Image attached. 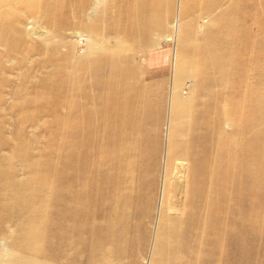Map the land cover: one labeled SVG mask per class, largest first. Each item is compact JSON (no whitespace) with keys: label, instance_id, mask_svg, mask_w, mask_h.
I'll list each match as a JSON object with an SVG mask.
<instances>
[{"label":"rangeland","instance_id":"rangeland-1","mask_svg":"<svg viewBox=\"0 0 264 264\" xmlns=\"http://www.w3.org/2000/svg\"><path fill=\"white\" fill-rule=\"evenodd\" d=\"M79 1L0 0V31L5 30L4 34L0 32V58L3 60L0 66V78L3 77L7 80L0 87V166L10 163L7 157L9 155L13 156L10 163L12 165L11 172L6 179L0 180V189L7 183H11V181L14 184L24 183L25 181L30 182L31 180H27L30 173L36 174L42 170L44 171L41 166L48 163L47 169L44 171L45 178L34 184L36 186L32 189L33 194L37 195L34 194L36 205L31 203L28 205L30 207L26 209L32 193L29 190L22 191L23 188H14L9 204L2 189L0 190V259L3 264H12L14 261L19 262L18 257L24 259L23 263L25 264H104L106 258H108L107 264H116L117 262V258L114 257L116 254H111V258H109L105 253L111 249L109 243L103 245V250L91 246L92 240L89 241L88 235L93 232V223L90 219H84L80 215L74 216L72 213L73 201L78 199L80 191H83L89 198V193L103 184V177L106 172L104 167L99 170H89L85 175L86 179L75 184V190L71 194L58 198V193L62 188L72 185L76 177L82 176V172L76 166L69 167L63 163H58L59 154L61 152L74 153V151H78L81 148L79 144L81 142L70 145L61 143L60 140L57 141L54 138L51 129L56 117L49 115L42 117L35 114L36 109L43 105L44 101L26 103L13 98L12 93L16 88H20L22 91H27L29 88L26 86L24 89V85L20 86V81L27 79L37 81V79L51 71V69L47 70L45 67L52 68L56 66L62 57L67 56L70 60L77 61L92 53L95 55L94 57L113 55L111 51H114V47L103 49L98 44L96 46L92 38L93 36H99L103 38L101 39L102 43L110 41L113 44L114 40L110 38L111 35L108 36L106 33L113 23L125 27L123 30V32L126 31L125 35L117 32L115 37L119 39V43L127 46L132 45L133 39L136 37L134 35V38H132V33L127 31L131 24L139 31L144 32L149 29L148 36L145 34L147 39H144V37L141 40L137 39L142 47L136 50L131 61L147 75L144 80L152 87L151 96H153V99L159 100L161 97L163 113L160 127L156 128L153 125L145 132L148 141L145 143L137 141V144L132 145V148L133 151L135 150L146 156V164H138L136 167L141 169L142 172H147V164L148 167L155 166L154 171H151V177L156 175V178L150 183L151 189L147 194L145 187L135 182L134 185L129 182L122 184L121 189H125L124 193L120 190L119 194L118 188L109 192L110 202L102 210L105 218L99 220V227H102L104 232L99 233L97 238L106 240L112 235L113 232L110 226L113 222V214L117 213L119 208L118 199L127 200L128 203L135 205L138 204V200L143 202L144 199L154 198V207L150 208L153 216L140 219L137 215H127L125 221H128L129 225L133 224L136 231L131 230L129 231L133 233L131 236L129 233L128 235L124 234L125 237L121 238V245L128 247L125 257L127 264H153L155 262V259H153L155 233H159L156 231L155 225L164 221V225L159 228L161 231L172 227L174 224L172 220H164L161 217L166 214L167 217L171 215L176 218L180 216V213L186 207V203L181 200L172 206L162 207L163 209L158 213V219L154 221V216L157 215V205L163 195L169 196L171 191L175 195V190L171 189V185L173 188L176 186V184L174 185L175 181L172 182L162 176L164 174V157L167 145L175 143L180 146L175 152L180 161L175 168L176 172H179V170L185 171L187 167V164L183 163L185 147L178 141H183L182 138H188L190 135L186 131H179L175 133V138H172V136L167 138V122L171 116L170 108L174 92L177 90L179 95L185 100H189L192 106L195 105L198 97L196 94L198 86H203L202 82L197 80L201 68L196 67L194 69L191 65L197 54L193 42L205 36L206 33L222 29L231 34V37L239 35V32L250 33L252 34L251 39L254 38V42L259 43L260 33L258 29L260 27L264 29V0H99L96 5L97 0L85 1L84 5H80ZM150 3L153 5L150 6ZM93 8H95V12L92 11ZM147 8L155 9V11L153 13L149 12L148 16L143 15V10ZM80 9L85 11V17L79 14L78 10ZM249 11H254L255 16H250ZM223 14L234 18L238 17L233 26L220 24L219 18ZM181 27H185V29H181ZM173 28L178 32V38L184 41L182 45H178L176 38L168 37ZM30 30L35 31L37 35L30 34ZM262 33L264 34V32ZM79 34H87L88 37H78ZM30 44L33 46H30ZM256 48H259L258 44ZM123 50H126V48H122L121 51L123 52ZM236 52L234 58L236 60L241 59L242 53ZM201 53L199 52L200 55ZM174 57L177 60L176 69L172 63ZM250 60H254L252 52L247 61L250 63ZM241 63L243 62L241 61ZM245 63H243L242 68L247 67ZM254 75L253 70H242L239 77L229 80V84L234 87L232 90L235 89L233 93L236 92V89L238 90L235 95L232 93L233 97L240 95V98H244L243 94L245 93L241 87L246 85L244 83L246 80L251 79L253 81ZM223 76V74H216L218 78ZM54 78H62L57 82H65L62 74L54 76ZM66 83V86H63L64 90L70 88L72 84L67 81ZM36 88H38V85L34 87V89ZM245 91L248 92V90ZM261 91L264 92L263 85ZM216 93L215 90L212 96H218ZM91 94L96 99H99V95H101L95 88L91 90ZM229 96L232 95L229 94ZM210 97V95H206L198 98L207 104L211 102ZM104 98L107 102L108 98ZM63 100L64 102H72L71 105L57 110L58 118L61 117L62 121L66 122L69 116V127H66L69 130L66 131V135L74 136L78 132L82 133L88 129V126L91 127L94 134H98L99 123L104 119V117L100 118L101 112L97 113L90 109L92 117H89L88 122L84 125L81 116L73 113L79 110L81 102L78 98L71 96L66 98V95L65 97L58 95L55 98L52 96L50 104H54L55 101L57 104H61ZM15 103H18V108L11 110ZM92 106L100 108V104H92ZM85 115L84 112V118ZM70 116L73 117L70 118ZM109 116L113 121L114 115L108 113ZM183 121L192 124L194 116L184 114ZM228 123L230 124L229 120ZM18 126H21L22 131L18 132ZM151 126L150 124L149 127ZM232 130L233 127L230 125L227 131ZM54 131L57 132L56 129ZM151 134L153 135L151 136ZM19 137L27 141L30 140V145L21 147ZM249 137L251 139L255 138V133H252ZM259 137H261L264 145V130L259 133ZM166 138L171 141L176 140L178 143L167 144ZM153 144L160 146L157 154L153 153ZM87 147L93 149L98 148V145L94 142L87 143ZM256 149L257 147L254 146L252 152ZM167 152L171 153V150ZM30 154L35 157V160L26 159ZM256 161L258 164L264 165V157ZM140 174L141 171L136 174L138 179H140ZM93 181H96V184H93ZM37 190H41V192L37 194ZM40 194L46 197V199L43 198L45 204H43ZM182 196L185 199V195L182 194ZM208 196L206 192L202 194V197ZM255 200L254 209L258 213L255 223H253L254 221H244L247 226L243 231V245H241V257L243 258L233 255L235 252L234 245L228 243L227 238H225L223 245L228 255V261L227 258L223 259V263L264 264V197L257 196ZM143 203L145 204L146 201ZM197 203L200 204V202ZM93 210L98 211V206L95 205ZM8 213L13 216L14 222L6 219ZM141 233L145 235L143 242L140 240ZM76 235L78 237L74 240ZM181 237L182 234L179 232L177 234L178 242L176 239H170V243L178 245L179 249ZM4 250H6L5 254H3ZM199 250L197 251L198 256H204L207 253L206 249ZM13 254L16 255L11 256ZM185 256L181 254V259L177 260L178 262L167 264H184L183 257ZM201 262L196 260L192 263L201 264ZM158 263L166 264L165 262Z\"/></svg>","mask_w":264,"mask_h":264},{"label":"bare ground","instance_id":"bare-ground-1","mask_svg":"<svg viewBox=\"0 0 264 264\" xmlns=\"http://www.w3.org/2000/svg\"><path fill=\"white\" fill-rule=\"evenodd\" d=\"M85 1L88 0H80V5H84ZM98 3L99 0L95 2V5ZM151 3L150 6L153 5ZM94 10L95 8L92 9L93 12H95ZM78 11L82 17H85L84 10ZM154 11L155 9H144L143 15ZM249 15L254 17L255 12L249 11ZM237 18L223 14L220 16L219 22L224 26H233ZM185 27H181V29H185ZM124 28L121 24L113 23L109 28L110 30L106 31L108 36L111 35L110 38L114 40L113 44L110 41L102 43L101 39L103 38L99 36L92 37L96 46L98 44L103 49L114 47V51H111L113 55L94 57L95 55L92 53L77 61H72L67 56L62 57L56 66L45 67L51 71L37 81H32V79L20 81L19 84H21L20 86L24 85V89L26 86L29 87L27 91L16 88L12 93V97L18 99L19 102L39 103L44 101V104L36 109L35 114L42 117L45 115L56 117L51 130L57 141L60 140L61 143L70 145L81 142L79 143L81 148L78 151L59 154L58 163H63L69 167L76 166L82 172V176L76 177L72 185L62 188L58 193V198L71 194L75 190V184L86 179L85 175L89 170H99L104 167L106 172L104 173L103 184L90 192L89 198L83 191H80L78 199L73 201L72 213L74 216L80 215L84 219H90L93 223V232L88 235L89 241L92 240L91 246L103 250V245L109 243L111 249L105 253L109 258H111V254H116L114 256L117 258L116 264L118 262L119 264H127L125 257L128 247L121 245V238L125 237L124 234L130 233L131 236L133 234L129 232L131 230L136 231L133 224L130 223L131 225H129L128 221H125V217L131 214L137 215L140 219L146 216L150 218L153 216L150 208L154 207V198L144 199L145 204L142 200H138V204L135 205L128 203L127 200L118 199L119 208L117 213L113 214V222L110 226L113 233L106 240L97 238L99 233L104 232V229L99 227V220L105 218L102 210L110 202L111 198L108 196L110 191L118 188L119 194L120 190L125 192V189H121V185L124 183L129 182L134 185L135 182L145 187L146 194L150 191V183L156 178V175L151 177V171H154L155 166L148 167L147 164V172H142L141 169L137 168L138 164H146V156L133 151L132 145L137 144V141L143 143L148 141L145 132L153 125L156 128L160 127L163 113L161 97L159 100L153 99L151 96L152 87L144 80L147 75L131 61L136 50L142 47L137 39L141 40L143 37L147 39L149 29L144 32L139 31L131 24L129 29H126L132 33V38L134 35L136 36L133 39L136 44L134 45L133 42L132 45L127 46L119 43V39L115 37L117 32L125 35ZM0 32L4 34L5 30ZM258 32L260 33L259 43H255L254 38L251 39L252 34L250 33L239 32V35L231 37V34L222 29L206 33L205 36L193 42L197 54L196 59L190 63L194 69L196 67L201 68L197 80L203 84V86L197 85L199 88H197L196 94L198 97L210 95L212 99L210 97L211 102L206 104L197 97L195 105L191 106L189 100L182 98L177 90V93L175 94V91L173 94L170 108L171 116L167 122V138L169 136L175 138V133L179 131H186L190 135L188 138H182L183 141H178L185 147L183 163L187 164V167L185 171L176 172L175 168L180 161L175 152L180 146L172 143L177 142L176 140L171 141L166 138L167 144H172L167 145L162 176L172 182L175 181L174 185L176 184V186L173 188L171 185V189L175 190V195H173V191L169 196L163 195L157 205V215L154 216V221L158 219V213L163 209L162 207L172 206L180 200L186 203V207L176 218L171 215L167 217L166 214L161 217L164 220H172L174 222L172 227L161 231L159 228L164 225V221L155 225V229L159 233H155V249L153 251L155 262L153 264H159L158 262L176 263L177 260L181 259V254L186 255L183 257L184 264H195L192 262L196 260L202 261L201 264H227V262L223 263V259L227 258L228 261V255L223 245L225 238H227L228 243L234 245L235 252L233 255L243 258L241 257V245H243V231L247 226L244 221H254L253 223H255L258 215L254 209L255 199L257 196L264 197V165L258 164L256 161L264 157V145L261 137H259V133L264 130V92L261 91L262 85L264 86V34L262 33L264 29L260 27ZM29 33L37 35L33 30H30ZM87 34H79L78 37L86 38V36L88 37ZM168 37L176 38L178 45H182L184 42L178 38V32L175 28L172 29ZM257 44L260 49L256 48ZM30 46L33 45L30 44ZM122 48H126V50L122 52ZM236 51H239V54L242 53V57L240 56L242 60L234 58ZM199 52H202L201 55ZM251 52L254 60H250L249 63L247 59ZM176 61V57H174L172 63L175 69L177 67ZM241 61L243 63L246 61V68H242L243 63ZM2 63L3 60L0 58V66ZM248 63L250 66L247 65ZM242 70H253L255 73L254 80H246L244 82L246 85H242L241 89L245 93L243 94L244 98H240V95L233 97V94L235 95L238 90L236 89V92L233 93L235 89L232 90L234 87L229 84V80L239 77ZM61 74L64 76L65 82H57L62 78H54V76ZM216 74H223L224 76L218 78ZM66 81L72 84L70 88L64 90L63 86H66ZM6 82L7 80L1 77L0 87ZM36 85L38 88L34 89ZM94 88L101 93L99 99L91 94V90ZM215 90L218 96H212ZM245 90L248 92L246 93ZM106 93L107 95H105ZM64 94L66 98L71 96L80 100L79 110L73 113L81 116L84 125L88 122V118L92 117L90 109L97 113L101 112L100 118L104 117V119L99 123L98 134H94L91 127L88 126V129L82 133L78 132L74 136L66 135V131L69 130L66 128L69 127V116L64 122L61 117L58 118L57 110L71 105L72 102H64L63 100L61 104H57L56 101L54 104H50L52 96L54 98L58 95L65 97ZM229 94L232 96L230 97ZM104 97L108 98L107 102ZM18 103H15L11 110L17 109ZM92 104H100V108L92 106ZM82 110H85L87 119L86 115L85 118L83 117L84 112ZM108 113L114 115L113 121L111 116L108 117ZM184 114L194 116L192 124L184 123ZM72 117L70 116V118ZM150 124L151 127H149ZM230 125L233 130L228 132L227 128ZM18 127V132L22 131L21 126ZM54 129L57 130L56 133ZM252 133H255V138L251 139L249 135ZM18 140L21 147L30 145V140L27 141L22 137H19ZM35 140L37 141L36 137ZM93 142L97 143L98 148L90 149L87 147V143ZM153 146V153L157 154L160 146L158 144H153ZM254 146L257 149L252 152ZM168 150H171V153H168ZM12 158L13 156L10 155L7 157L10 163ZM26 159L33 161L35 157L30 154ZM10 163L0 166V180L9 176L12 169ZM47 164L41 166L44 171L47 169ZM44 171L36 174L30 173L27 179L31 180L30 182L14 184L10 180L11 183L1 187L7 203L11 202L9 201L10 196L14 188L18 187L19 189L23 188L22 191L29 190L32 192L26 209L30 207L28 205L31 203L36 205L35 197L37 195L34 193L36 195L34 197L32 189L36 186L34 184L45 178ZM139 171H141L140 179L136 176ZM93 184H96V181H93ZM210 189L212 190L210 191ZM38 192L41 190H37L36 193L38 194ZM204 192L207 196L210 195L202 197ZM182 194L185 195V199ZM43 198L46 199V197L42 196L43 204H45ZM40 203L42 204V202ZM95 205L98 206V211L93 210ZM6 219L14 222L10 213L6 215ZM179 232H181L182 237L178 249V245L170 243V239H176L178 242L177 234ZM141 234L140 240L143 242L145 235ZM77 237L78 235L74 240ZM199 249H206L207 253L204 256H198L197 251ZM5 253L6 250L3 251V254ZM18 261H14L12 264H25L23 263L24 259L20 257H18ZM107 263L108 258L104 261V264ZM0 264H3L1 259Z\"/></svg>","mask_w":264,"mask_h":264}]
</instances>
